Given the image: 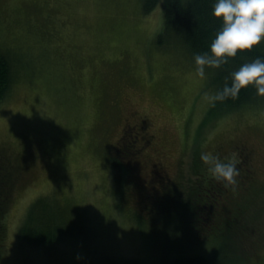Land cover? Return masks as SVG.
I'll list each match as a JSON object with an SVG mask.
<instances>
[{
	"label": "rangeland",
	"instance_id": "rangeland-1",
	"mask_svg": "<svg viewBox=\"0 0 264 264\" xmlns=\"http://www.w3.org/2000/svg\"><path fill=\"white\" fill-rule=\"evenodd\" d=\"M163 26L162 4L147 13L143 0H0V49L16 73L0 102V178L10 182L0 264H90L105 254L171 263L192 229L180 209L152 207L197 181L196 166L210 176L202 151L248 153L251 173L219 193L215 233L248 204L228 248L236 264H264V98L213 112L210 68L200 77L185 45L159 44ZM125 128L137 157L120 152ZM40 198L74 222L75 238L45 247L21 237Z\"/></svg>",
	"mask_w": 264,
	"mask_h": 264
},
{
	"label": "trees",
	"instance_id": "trees-1",
	"mask_svg": "<svg viewBox=\"0 0 264 264\" xmlns=\"http://www.w3.org/2000/svg\"><path fill=\"white\" fill-rule=\"evenodd\" d=\"M162 4L164 26L157 35V42L180 43L185 45L195 56L196 53L210 51V43L220 27V20L212 15L215 0H143L145 12H150L158 4ZM257 56L264 57V41L254 46L251 50L239 52L235 57H230L227 63L219 68L209 67L211 70V84L217 90L223 85L231 83V73L237 70L243 63L254 60ZM16 81V73L13 64L7 54L0 49V102L6 100L13 89ZM264 95H258L254 86L250 85L241 89L236 98L229 97L224 101H216L212 111H230L244 104L257 103ZM130 132L126 131L119 143L120 152L134 158L139 156L140 147L128 142ZM200 152V150H199ZM247 153V152H246ZM248 154V153H247ZM243 152L240 156V174L248 176L251 173L249 159ZM250 157V156H249ZM246 164V166L244 165ZM197 181H193L186 188L184 193L172 194L175 200L168 201V196H163L152 207V212L160 205L163 210L166 207L180 209V214L184 216L183 222H188L192 229L188 242L176 245V251L170 246L169 251L177 255L168 264H236L240 256L233 253V248L229 249V243L233 235L240 231V224L245 223L250 217L245 215L248 204H243L242 209L226 219V225L222 233H215L218 222H221L225 213L223 203L218 207L219 193L225 190V186L210 176L206 177L196 166ZM244 175V174H243ZM0 178V218L5 214V204L9 200L10 182L7 177ZM205 177V179H204ZM192 179V178H191ZM196 182V183H195ZM170 195V194H169ZM171 197V195H170ZM167 198V200H166ZM164 199V200H163ZM40 198L28 210L25 221L20 227V234L24 240L41 246H54L68 238H75L73 230L76 228L74 222L62 214L50 203ZM228 204L236 205L237 201ZM226 203V201H225ZM246 203V202H245ZM169 209L167 213H171ZM243 211V212H242ZM68 222V223H67ZM70 222V223H69ZM248 230V228H247ZM4 236V226L0 225V242ZM218 240V244H211L209 239ZM90 264H148L139 257H125L112 254L96 257Z\"/></svg>",
	"mask_w": 264,
	"mask_h": 264
},
{
	"label": "clouds",
	"instance_id": "clouds-1",
	"mask_svg": "<svg viewBox=\"0 0 264 264\" xmlns=\"http://www.w3.org/2000/svg\"><path fill=\"white\" fill-rule=\"evenodd\" d=\"M212 15L220 20V27L210 43V51L195 54L196 72L205 77L206 68H219L230 57L253 49L264 41V0H215ZM254 86L258 95H264V57L243 63L231 73V83H225L214 93H205L206 98L224 101L236 98L241 89ZM200 159L207 173L225 187L235 190L240 174L236 155L221 158L217 153L202 151Z\"/></svg>",
	"mask_w": 264,
	"mask_h": 264
},
{
	"label": "flooded vegetation",
	"instance_id": "flooded-vegetation-1",
	"mask_svg": "<svg viewBox=\"0 0 264 264\" xmlns=\"http://www.w3.org/2000/svg\"><path fill=\"white\" fill-rule=\"evenodd\" d=\"M139 129H142L143 131H144V129H145V124L144 125H142V124H139ZM126 131H128V132H131L129 129H127V128H125V132ZM133 133V132H132ZM139 134H141V132L139 131L138 132ZM134 135V137L136 138V142H138V140H137V137L138 136H136L135 134H133ZM139 138V137H138ZM147 141H148V143L150 144V143H152V138H147V140L145 141L146 143H147Z\"/></svg>",
	"mask_w": 264,
	"mask_h": 264
},
{
	"label": "bare ground",
	"instance_id": "bare-ground-1",
	"mask_svg": "<svg viewBox=\"0 0 264 264\" xmlns=\"http://www.w3.org/2000/svg\"><path fill=\"white\" fill-rule=\"evenodd\" d=\"M32 248V247H31ZM28 249V248H27ZM36 252V251H35ZM48 252V251H47ZM30 254H32V253H30Z\"/></svg>",
	"mask_w": 264,
	"mask_h": 264
}]
</instances>
